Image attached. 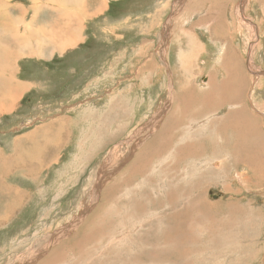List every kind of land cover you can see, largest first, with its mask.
<instances>
[{"label": "rangeland", "instance_id": "374dc122", "mask_svg": "<svg viewBox=\"0 0 264 264\" xmlns=\"http://www.w3.org/2000/svg\"><path fill=\"white\" fill-rule=\"evenodd\" d=\"M89 1L67 0L61 8L51 0L2 5L12 4V17L19 13L14 6H23L29 12L24 24L31 22L30 7L36 8L32 29L49 30L56 16L69 13L72 27L82 30L88 14L73 10V3L78 9ZM98 2V28L87 24L94 38L87 36L88 45L77 52L71 48L70 58L56 53L53 62L31 64L40 56L26 52L24 61L25 51L18 49V65L27 62L28 68L16 64V78L24 72L27 88L11 110L0 112V264H264V171L259 165L253 175L242 163L253 153L243 144L250 140L248 129L259 135L255 154L260 156L258 148L264 152V0L249 2L243 16L237 13L241 0ZM249 21L261 22L260 34L249 29ZM217 33L224 39H216ZM232 50L237 60L226 69ZM163 52L168 66L160 62ZM240 107L250 125L231 115ZM54 117L58 121L46 127L37 124L18 136L10 132L18 121ZM177 121L164 138L170 147L196 144L197 155L176 152L171 166L165 150L167 173L160 175V159L150 152L141 177L126 174L140 147ZM220 122L226 134L216 130ZM16 158L43 172L22 174ZM174 211L178 216L170 215Z\"/></svg>", "mask_w": 264, "mask_h": 264}, {"label": "crops", "instance_id": "0c3cea01", "mask_svg": "<svg viewBox=\"0 0 264 264\" xmlns=\"http://www.w3.org/2000/svg\"><path fill=\"white\" fill-rule=\"evenodd\" d=\"M51 1L52 2H55V4L60 5L59 8L65 7V5L66 4L68 5V3H69V1L67 3V0H57V1L51 0ZM1 2L3 3L4 0H1ZM89 2H90V5L89 6L84 5L83 3H80L78 9H75V3H73V5H74V9L73 10H75V11H85L88 14L87 18L85 20H81V22H80V27L83 28L82 30H79L76 27H72L73 25L76 26V24L74 23L73 19H71V17H69V15H71L69 13L63 14V15L60 14L59 16H56V19L51 22V23H56V24L53 25V26H51L49 30H47V29L44 30L45 26H43L41 28H36V29H32L30 27V25L31 24H34L35 23V20H36L33 17V15L36 14V13H34V9H36V8L30 7V9H31V12L30 13L32 14V16H31V22L28 23V24H24L23 23V19H25L24 18V15H27V13H29V12H27V10L25 8H22L23 6H20V5L14 6L17 10H19V13H17L18 14L17 17H12L10 15V13H9L10 8L7 9L5 15L0 14V112H3L4 110H8L11 107H13L14 104H15L16 99L18 98L19 91H21L22 89H26L27 88V86H26L27 84H24L23 83L26 80V78H27V76L23 75L24 72H22L16 78V76L18 74V72H16V68H17V65H18V60H20V57H18L19 55L17 54V52H18V49L20 51L21 50L22 51H25L23 48H21L17 44V42L19 41V38H24V39H26V41L28 43H31V39L33 37L35 38L38 34H39V36H41L43 38V34L45 32H48L50 30H53V31L61 30L59 32V37L60 38L58 37V32H57L56 33V36H55V41H58L57 39H60L58 41L59 43H61L63 41L66 42L67 45L65 47H62V48L47 47V46H44L43 43H41V47L38 48L36 44L34 46V44L31 43L30 45L32 47H35L34 48V50H35V56H40V57H37V58H39V60H36V57H33L32 60H28L29 58H26L25 57L26 56L25 53L27 51H25L21 55L22 57H24V59H21V60H24V61L25 60H28V61H30L31 64H33V63H38L39 64L40 62H46L47 63L49 60L50 61L52 60V62L55 61L56 58H57V56L59 57L58 54H61V57H63V59L70 58L71 55H74L75 54V50L76 49L78 50V48H81V46H87L88 45V39L86 38L87 36L90 35L91 37L94 38V35L93 34L91 35L89 32L87 33V30H88L87 24H88V22H91L92 23V29L93 30H95V29L98 28V26H97V25H99L98 24V20H99L98 17L101 16V5L98 2V0H92V3H91V1H89ZM69 4H71V3H69ZM43 7H45V5H43ZM11 8H12V6H11ZM15 8H13V9L16 10ZM84 8H86V9H84ZM2 10H4L3 7L0 8V12ZM89 14H92V15L90 16ZM19 15H22V16L19 17ZM72 15L75 16L76 14L72 13ZM60 17H61V21L58 22V20L60 19ZM171 17H173V16H171ZM65 18H69L68 24L67 23H64V19ZM76 23H78L77 20H76ZM21 25H22V27H21ZM100 26H101V22H100ZM19 27H21V29H19ZM84 28H86V29H84ZM21 30H22L21 34H18L19 31H21ZM9 31L13 32L12 35H11L13 37V39L9 35L10 34ZM65 31H66V33H65ZM76 35H77V38H76ZM93 38H91V39H93ZM5 39L8 42H7V45L4 44L5 45L4 46L3 43H5ZM43 47H46L48 51H50L51 49L54 48V49L60 50V52H57V51H54V52H44V54L42 55V51L41 50H42ZM71 48L72 49L75 48V50L72 51ZM68 49H71V50H68ZM66 50H68V51L64 55H62V53H64ZM77 50H76V52H77ZM53 53H55V55H54V58L51 59V55ZM56 53H58V54H56ZM27 56L28 57H31L33 55H27ZM68 61L69 60H67V63H68ZM8 62L14 63L13 64V67L15 68V72H11V71H8V70L5 69V67H7ZM25 65L28 68L27 62H26V64H23L22 66H19L18 65V67H21L20 70L23 71V68L22 67H24ZM31 69H32V66H31ZM4 70L8 71L9 74H10V76H11V80L8 79L6 85H3V82H2V78L4 76ZM19 73H20V71H19ZM34 73L35 72H33V71L32 72L28 71V74H29L28 77L35 76ZM23 76H24V78H23ZM70 76L72 78V75H70ZM62 80L63 81H61V83L63 85H65V80L66 79L65 80L62 79ZM68 80H69V78H67V81ZM32 84H35L36 85V82L35 83H32ZM29 90L32 91V89H29ZM6 94H9L10 96L13 94V98L11 99V101L8 100L6 102V100H5V95ZM2 99L5 102V105L4 106H3V103L1 102ZM66 105H67L66 106L67 108H65L66 110L72 109V107H73V106H70L69 104H66ZM170 108L172 109L171 106H170ZM118 112H120V111L117 110L116 111V115L119 116L120 114H118ZM124 116L125 115H123V117ZM58 119H59V117H54V119H51V121H48L49 119H44V118H38V119L32 120V121L31 120L18 121V122L14 123V124H11V126H10L11 127L10 132L13 133V134H17L16 136H18L19 132L22 131V130H24V129L30 128V127H32L34 125H37V124L42 125V128H43V127L48 126L49 124H52V123L57 122ZM240 121L243 122L244 119L243 120H240ZM242 122H239V123H242ZM163 129H164V126L161 127L160 131L163 130ZM61 131H62V126L59 127V129L57 130V132L59 133ZM159 132H157L156 135L154 137H152V140H154L156 136L157 137L159 136ZM164 137L165 136H163L162 139L165 141ZM151 141L149 143H147V144H143L141 147L144 146L146 148L147 145H149L150 143H152ZM55 145H57V144H55ZM144 147H143V149H144ZM150 149H153V148H150ZM157 151L158 152H157V155L156 156L161 161L166 156V155H162V154H165V152H164L165 150L159 149ZM255 152H257V151L253 150V153L251 155H249L247 153L248 155L246 156V159H244V160L242 159V163L244 164V166L247 169H249V170L251 169L253 175H255L256 172L258 170H260L259 168H257V166H259V165L261 166V171H264V152H263V150L261 151L259 148H258V153H260V156H258L257 154H255ZM195 154L197 155V152H196L195 148H192L191 151H188L189 157H191V155H195ZM146 158L149 160V156L148 155H146ZM16 159L19 160V162H17V164L20 163L19 165H21L24 169L28 170L27 172L26 171H22V174H32V173L39 174L40 172L41 173L43 172V171H40V172L36 173L35 168L37 167V165L35 167H33V170L31 172H29L30 170L28 168H31L30 167L31 164H28L27 162H21V158H16ZM148 163H146L145 169H146ZM40 164H38V165H40L41 169H43L44 164L43 163H40ZM160 164H162L160 166L161 167L160 168V174H164L165 173V161L163 163H160ZM24 165H26L28 167L25 168ZM4 187H7L6 188L7 191H11L13 189L11 186H8V185H6ZM15 193L16 194H19L17 192H15ZM19 199H20V196H19ZM15 203L18 205L19 202H15ZM167 204L169 205L168 202H167ZM208 207L209 208L211 207L210 210L212 209V206H208ZM263 229H264V226H263Z\"/></svg>", "mask_w": 264, "mask_h": 264}, {"label": "bare ground", "instance_id": "6f19581e", "mask_svg": "<svg viewBox=\"0 0 264 264\" xmlns=\"http://www.w3.org/2000/svg\"><path fill=\"white\" fill-rule=\"evenodd\" d=\"M211 1V0H210ZM213 1V0H212ZM255 0H241V3L239 2V4H237V13L238 12H240L242 15L241 16H243L244 15V13H249V9L251 8L250 7V5H251V3L249 4V2H254ZM194 2V1H193ZM217 2V1H216ZM197 3V0H195V4ZM227 3V2H226ZM7 4H9V6H7ZM221 4V3H220ZM230 4V3H229ZM246 4H248L247 6H245ZM172 5V4H171ZM210 5H214V3H210ZM218 5V4H217ZM12 6V4L11 3H5L4 5H2V2H1V0H0V8H4V10H2L1 12H0V14H3V15H5V13H6V11H7V9L8 8H10ZM57 6H60V5H58L57 4ZM172 6H174V4L172 5ZM198 6V5H197ZM234 6H235V4L232 6L233 8H234ZM167 7V6H166ZM219 7V6H218ZM221 7V6H220ZM167 9V8H166ZM201 8H199L198 10H200ZM35 10V9H34ZM211 10H213L212 9V7H211ZM262 13H263V11H262ZM200 14H202V13H200ZM220 14V13H219ZM212 16V15H211ZM200 18V17H199ZM206 19V18H205ZM211 19V18H210ZM208 20V19H207ZM207 23H209V22H207ZM249 29L251 30H256L257 31V34L259 33L260 34V32L258 31V30H260L261 28H260V25H261V22H258V23H252V22H250L249 21ZM211 25H212V21H211ZM169 28V27H168ZM222 27H220V29H221ZM213 29V28H212ZM228 29V28H227ZM208 30H209V28H208ZM215 31V30H214ZM213 30H212V32H214ZM229 31V30H228ZM181 32V31H180ZM210 32V31H209ZM255 31H253V33H254ZM262 32H264V31H262ZM261 32V33H262ZM9 35L11 36L12 35V33L13 32H11V31H9ZM56 33H57V31H53V30H50V31H48V32H45L44 34H43V38L41 37V36H39V34L34 38V40H36V45H37V47L39 48V47H41V43H43L44 44V46H47V47H54V48H62V47H65L67 44H66V42H61V43H59L58 41L60 40V39H57L58 41H55V36H56ZM220 34V33H219ZM186 35V34H185ZM220 35H223V33H221ZM220 35H218V33L217 34H215V38L216 39H220V38H222V39H224V36H220ZM187 36V35H186ZM12 37V36H11ZM229 37V36H228ZM172 38V31L170 32V34H169V37H168V39H171ZM187 38V37H186ZM12 39H13V37H12ZM167 39V40H168ZM167 40H165V41H163V45L165 44L166 45V42H167ZM191 40V39H190ZM226 41H227V43L226 44H229V45H231V42H232V37H229L228 39H225ZM222 41V40H221ZM220 41V42H221ZM17 44L21 47V48H23L25 51H27L29 54L28 55H33V56H35V50H34V48L35 47H32L30 44L31 43H28L27 41H26V39H24V38H19V41L17 42ZM190 44V43H189ZM224 46V45H223ZM51 49L50 51H48L47 50V48L46 47H43L42 48V55L44 54V52H54V51H57V52H60V50H58V49ZM164 48H165V46H164ZM164 50V49H163ZM198 51V50H197ZM233 51V50H232ZM192 53V52H191ZM190 53V54H191ZM229 54H230V56L229 57H227V59H226V63H225V66H226V69H228V67H229V65L230 64H232V63H234L235 62V60H237V56L234 54V51L231 53V52H229ZM41 55V56H42ZM228 55V54H227ZM250 56H251V54H250ZM160 58V57H159ZM223 58H225V57H223ZM233 58V59H232ZM155 60V59H154ZM163 60V61H162ZM251 61V60H250ZM160 62H162V63H164L165 65H167L168 66V62H169V59H167V55H166V53L165 52H163V54H162V59L160 60ZM184 63L182 64V66L183 65H185V67H187V63L185 62V61H183ZM9 63V67H5V69L6 70H8V71H11V72H15V68L13 67V64L11 63V62H8ZM167 63V64H166ZM251 63V62H250ZM151 64L152 63H150V64H146L147 66H149V67H151ZM170 65V64H169ZM190 66H191V64H190ZM143 67V66H142ZM183 68V67H182ZM248 69H249V67H248ZM6 70H4V76H3V78H2V82H3V85H6L7 84V81H8V79L9 80H11V76H10V74H9V72L8 71H6ZM153 70V69H152ZM234 70L235 71H239V75H242V70H240L238 67H235L234 68ZM260 71V70H259ZM256 73V72H255ZM233 74H234V72H232V73H230V74H228L227 76H229V77H231V76H233ZM255 75V74H254ZM136 76H139V78L140 77H142V72L140 71V72H138L137 73V75ZM142 79V78H141ZM227 79V78H226ZM225 81V80H224ZM227 82V81H226ZM224 88V87H223ZM226 88V87H225ZM214 89V88H213ZM221 89V88H220ZM218 90H219V88H218ZM210 91V90H209ZM118 95H120V94H118ZM117 96V95H116ZM13 98V94L10 96L9 94H6L5 95V100H6V102L8 101V100H10L11 101V99ZM206 98V97H205ZM208 99H209V97H208ZM2 103H3V106L5 105V102H4V100L2 99V101H1ZM110 102V101H109ZM112 102V101H111ZM173 98H172V101H171V107H172V105H173ZM240 103V101H236V104H239ZM167 106V105H166ZM209 108V107H208ZM246 111V109L245 108H242V107H240L238 110H237V112H235L234 114H231V115H233V116H235L234 117V119H235V122H236V120L237 119H239V120H243L244 119V121L242 122L243 124H248V125H250V122H249V118H247V117H249V116H247L246 115V113H248L247 111ZM196 112H198V111H196ZM130 113V112H129ZM227 115V114H226ZM117 116V115H116ZM223 119H226L225 118V116L222 118V120ZM227 121H228V123H230V124H232V118H230V115L229 116H227V119H226ZM247 120H248V123H247ZM251 120V119H250ZM192 121H194V119L193 120H191V123H192ZM224 121V120H223ZM254 122V121H253ZM176 123V126L178 125H180V124H178L179 123V121H177V122H173V123H170V124H167L166 125V128H164L163 130H161L160 132H159V136L157 137H155V139L154 140H152L151 142L152 143H150L149 145H147L146 146V148L144 147V149H143V147H141L139 150H138V152H137V155H136V157H135V159L133 160L134 162L126 169V174H131L132 176L134 175V174H140L139 175V177H141L143 174H144V172H143V170L145 171V166H146V163H148L149 161H148V157L146 158V155H148L149 156V154H150V152H154L155 151V153L157 154V150H159V149H163V150H166V151H168V157L167 156H165V158L167 157V159H171V166H172V164L174 163L173 162V160H175V155L177 154L176 152H178L179 154L181 153H184V152H186V150L187 151H191L192 150V148H195L196 149V144H186L185 143V145L186 146H181V145H176L175 143H174V145L173 146H171L170 147V142H168V140H169V138L167 137V139L166 138H164V139H166V141H164L163 139H162V137L163 136H166V133L168 132V130H169V128L171 129L172 127H170V125L172 124V125H174ZM183 123V122H182ZM194 123V122H193ZM226 123V122H225ZM227 124V123H226ZM187 125V124H186ZM252 125V124H251ZM230 126V125H229ZM224 127H226V126H224L221 122L219 123V125L217 126V129L216 130H218L219 131V129L221 130V129H223ZM175 128H177V127H175ZM178 128H180V127H178ZM236 128V127H235ZM252 128H253V125H252ZM122 129V128H121ZM173 129V128H172ZM192 129V126H190V130ZM92 130V129H91ZM174 130V129H173ZM176 130V129H175ZM224 130V129H223ZM226 130V129H225ZM94 131V130H93ZM170 131V130H169ZM257 131V130H256ZM98 132V131H97ZM96 133V132H95ZM222 133H225L226 134V132L225 131H222L221 130V134ZM248 133H250V134H248V135H250L251 137H250V140L248 139V140H245V141H243V144L244 145H247L246 143H248V146L250 147L249 149H246V150H255V151H257V146H256V144H255V140H254V138L255 139H258L259 138V135L257 134V133H254L252 130H249L248 129ZM253 134V135H252ZM97 135V134H96ZM223 135V134H222ZM238 135H241V133H239ZM99 136V135H98ZM94 137H95V134H94ZM176 137V136H175ZM173 138H174V135H173ZM175 139V138H174ZM84 140V139H83ZM172 141V140H171ZM258 141H262V140H258ZM102 142V141H101ZM263 142V141H262ZM158 143V144H157ZM19 144V143H18ZM169 144V145H168ZM235 144H239V142H235ZM245 147V146H244ZM23 148V147H22ZM150 148H153V149H151V151H150ZM234 148V147H233ZM39 149V148H38ZM174 151V153H171V151ZM165 151V152H166ZM239 151V150H238ZM241 151H243V150H241ZM16 152V151H15ZM235 153H236V150H235ZM160 154V153H159ZM178 154V155H179ZM242 154V153H241ZM238 155H239V153H238ZM247 155V154H246ZM153 156V155H152ZM195 157V156H194ZM26 158H27V156H26ZM165 158H163L159 163H163L164 161H165ZM111 159H112V156H111ZM246 159V158H245ZM157 161V160H156ZM20 164V163H19ZM170 164V163H169ZM28 165V164H27ZM41 165V164H40ZM25 166V165H24ZM30 167H31V165H30ZM39 168V167H38ZM161 168V167H160ZM174 168V167H173ZM29 169V168H28ZM164 169V168H163ZM170 170V169H169ZM168 170V171H169ZM25 171L27 172L28 170H26L25 169ZM32 170H30L29 172H31ZM28 172V173H29ZM25 173V172H24ZM165 173H167V172H165ZM171 173V172H170ZM161 175V174H160ZM99 177V176H98ZM263 177V176H262ZM98 181V180H97ZM132 181V180H131ZM122 185H124V186H126V181L124 182V184H122ZM118 188L117 187H115V188H113V191L115 192V191H118L117 190ZM260 193V192H259ZM125 194V193H124ZM126 195V194H125ZM264 196V195H263ZM62 197H63V195H62ZM171 202V201H170ZM173 203V202H172ZM175 203V202H174ZM195 203V205L196 206H203L205 209H207V210H210V208L208 207V206H210V205H208L207 206V203L205 204V202H194ZM117 204V203H116ZM118 204H120V203H118ZM117 204V205H118ZM163 205V204H162ZM172 205V204H171ZM190 205V204H189ZM11 207V206H10ZM116 207V206H115ZM127 207V206H126ZM190 207V206H189ZM203 207H202V209H203ZM117 208V207H116ZM125 208V207H124ZM119 209V208H118ZM204 209V210H205ZM16 210V209H15ZM130 210V209H129ZM120 211V210H119ZM154 211V210H153ZM105 212H107V211H105ZM114 212V211H113ZM129 212V211H128ZM176 211H174L172 214H170L171 216L172 215H174V213H175ZM180 212V211H179ZM178 211L176 212V215H177V213H179ZM183 212V211H182ZM116 213V212H115ZM118 213H120V212H118ZM117 213V214H118ZM148 213V212H147ZM185 213V212H184ZM187 213H190V212H187ZM149 214V213H148ZM131 215V214H130ZM179 215H181V214H179ZM182 215H184L183 213H182ZM181 215V216H182ZM187 215V214H186ZM186 215H184V216H186ZM178 216V215H177ZM179 217V218H182V217ZM2 217V216H1ZM102 217V216H101ZM173 218V217H172ZM5 219V218H4ZM7 219V218H6ZM86 219V218H85ZM168 219V218H167ZM105 221V220H104ZM109 221V220H108ZM155 221V220H154ZM7 222V221H6ZM121 222V221H120ZM111 224V223H110ZM84 225V224H83ZM197 226V225H196ZM88 227V226H87ZM118 229V228H117ZM178 228H176V230H177ZM175 230V231H176ZM85 232V231H84ZM190 233V232H189ZM87 234V233H86ZM77 235V234H76ZM75 235V236H76ZM88 235V234H87ZM117 236V235H116ZM88 237H91V236H88ZM83 238V237H82ZM95 237H93V239H94ZM97 238H99V237H97ZM96 238V239H97ZM89 239H91V238H89ZM80 240H81V238H80ZM87 240V239H86ZM88 242V241H87ZM121 242V241H120ZM129 242V241H128ZM69 246V245H68ZM208 246V245H207ZM94 248V247H93ZM163 248V247H162ZM192 252H193V250H192ZM178 252H174L173 253V255H176ZM204 255V254H203ZM102 257V256H101ZM191 257V256H190ZM166 258V257H165ZM44 261H47L48 262V260L47 259H45Z\"/></svg>", "mask_w": 264, "mask_h": 264}, {"label": "flooded vegetation", "instance_id": "af4514ba", "mask_svg": "<svg viewBox=\"0 0 264 264\" xmlns=\"http://www.w3.org/2000/svg\"><path fill=\"white\" fill-rule=\"evenodd\" d=\"M173 4H177V3H176V2H174ZM173 7H175V5H174ZM165 10H166V9H165ZM167 11H168V6H167ZM167 11H166V12H167ZM162 14H163V12H162Z\"/></svg>", "mask_w": 264, "mask_h": 264}]
</instances>
